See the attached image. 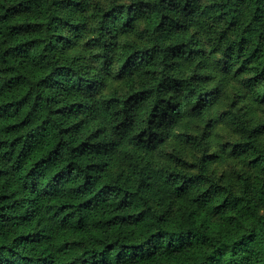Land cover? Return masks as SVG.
<instances>
[{
  "label": "trees",
  "instance_id": "trees-1",
  "mask_svg": "<svg viewBox=\"0 0 264 264\" xmlns=\"http://www.w3.org/2000/svg\"><path fill=\"white\" fill-rule=\"evenodd\" d=\"M0 264H264V0H0Z\"/></svg>",
  "mask_w": 264,
  "mask_h": 264
}]
</instances>
